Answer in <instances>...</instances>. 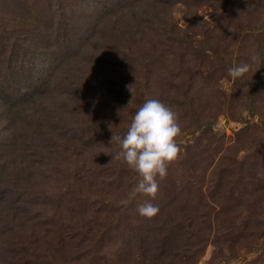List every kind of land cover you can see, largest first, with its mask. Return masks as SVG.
<instances>
[{
	"label": "rangeland",
	"instance_id": "374dc122",
	"mask_svg": "<svg viewBox=\"0 0 264 264\" xmlns=\"http://www.w3.org/2000/svg\"><path fill=\"white\" fill-rule=\"evenodd\" d=\"M147 98L154 197L111 141ZM0 264H264V0H0Z\"/></svg>",
	"mask_w": 264,
	"mask_h": 264
},
{
	"label": "clouds",
	"instance_id": "9594fccd",
	"mask_svg": "<svg viewBox=\"0 0 264 264\" xmlns=\"http://www.w3.org/2000/svg\"><path fill=\"white\" fill-rule=\"evenodd\" d=\"M258 53H251L249 62L227 68L233 79L249 71L258 61ZM261 65L257 63L256 69ZM180 131L175 112L158 98H147L136 109L123 136H111L119 145L117 157L122 158L139 175L133 191L154 197L157 177L166 175V165L177 157L179 146L175 137ZM140 215L151 217L158 206L146 201L137 206Z\"/></svg>",
	"mask_w": 264,
	"mask_h": 264
}]
</instances>
